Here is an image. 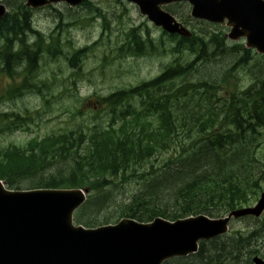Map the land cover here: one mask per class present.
I'll return each instance as SVG.
<instances>
[{"label": "trees", "instance_id": "16d2710c", "mask_svg": "<svg viewBox=\"0 0 264 264\" xmlns=\"http://www.w3.org/2000/svg\"><path fill=\"white\" fill-rule=\"evenodd\" d=\"M23 10H16L14 14L0 19V38L3 42L0 48V65L9 76L12 73L10 62L16 65L26 59L31 65L34 61L30 56L15 57L11 51L17 38L23 44L24 35L32 32L28 15ZM139 37L133 29L126 42L127 47L133 48L136 55H141L143 46ZM211 38L217 48H224L222 38L213 35ZM19 43L16 44L20 45ZM206 45L204 38L197 34L190 39H177L174 52L182 54L183 51H188L195 55L192 61L183 65L175 60L149 84L117 92L105 99L111 104L125 102L129 109L117 116V119L111 120L106 129L94 131L90 135L71 131L46 138L40 143L33 141L27 147L0 149V179L12 189H20L24 179L31 177L36 181L29 188L89 187L94 191L93 195L102 194L97 201L93 198L87 200L81 209L83 214L91 213L94 209L97 213L102 210L110 212L112 208L118 207L113 214L99 220L90 215L83 219L78 217V222L85 227L114 223L123 217L139 222H149L155 217L174 221L199 214L215 218L251 205L261 190L260 178H255L253 143L260 136L259 129L264 127V57L249 66L252 85L243 91H238L237 88L223 89L224 97L220 99L222 104L218 111L211 106L210 95L207 96L208 116L197 119L195 128L190 127L186 118L179 116V97H186L180 91L189 85L178 87L180 95L173 96L172 99L169 96L154 97L151 89L192 72L202 73L197 69L198 65L204 59L208 62L210 58L202 57V53L207 51ZM20 47L24 48V45ZM242 51L244 56L237 58L233 67L248 65L252 60L249 51ZM84 52H87V48L72 55L69 60L71 66H75ZM203 74L209 80L198 83L197 90L206 89L207 95V90L222 88L221 78L214 80L209 71H204ZM13 92L20 96L23 90L13 89ZM134 97L139 98L141 110L133 108ZM129 116L131 119H128ZM118 119L121 120L119 125L115 122ZM217 126L222 129L217 131ZM193 128L198 129L199 134L188 135L191 130L194 131ZM183 133L187 134V145L178 144ZM176 146L185 154L183 158L167 159L158 172H150L149 179L137 183L139 190L131 196L129 203L113 201V179L120 176L125 183L129 182V178L137 172H145L144 168L150 159H159L171 148L175 152ZM59 161L73 164L70 175L64 178L42 177L41 173ZM36 175L40 177L36 178ZM260 232L254 231L247 238L230 239L209 249L202 245L187 263L238 264L237 259L243 253L241 246L246 245L247 249L251 247L249 244L253 239L250 238L260 234L264 236V230ZM247 252L264 257V250L259 245H254L244 254Z\"/></svg>", "mask_w": 264, "mask_h": 264}, {"label": "rangeland", "instance_id": "374dc122", "mask_svg": "<svg viewBox=\"0 0 264 264\" xmlns=\"http://www.w3.org/2000/svg\"><path fill=\"white\" fill-rule=\"evenodd\" d=\"M3 4L8 7L9 11L19 5L18 1L13 2L12 0H5ZM170 7L172 8V15L178 21L193 34L204 38L207 44L206 52H208V56L205 55V52L202 53V57H210L208 62L204 59L198 65L197 69L202 73L192 72L190 75L176 79L167 86L162 87L160 91L161 94H164L167 90H171L167 93L169 96H178L180 92L181 95L186 94L183 100L184 103L182 101V109L179 116L186 118L190 127L194 126L195 128L197 119L208 116V95L211 97V106L214 107L215 111H218L222 104L220 99L224 97L223 89L232 90L237 88L238 91H243L253 83V78L248 71L249 66L254 61L257 62L260 56L255 52H250L249 55L252 60L249 61L248 65H236L233 67L237 58L244 56L241 49V47L244 48L243 40L234 43L226 38L228 29L191 20L188 16L189 7L186 4L171 5ZM32 26L40 34L50 37V41L47 40L45 46L61 51L63 57L59 56L55 62L47 55L41 58V63H39L40 74L39 77L37 76V80L46 84L44 92H41L43 96L34 91L23 94L21 97L8 96L7 92L11 89L10 85L16 86V83L20 82L21 76L24 77V73L18 71V76L9 78L0 71L1 149L9 146L23 147L32 138L42 139L53 133L82 131L89 135L95 130L104 129L114 115L118 116L127 109V105L124 103L114 106L109 105L104 101V98L115 91L154 79L175 60L184 65L195 57L188 51H183L182 54L174 52L176 42L163 35L160 29L154 27L139 15L137 8L124 0H89L88 6H80L76 9H70L65 5L50 7L34 14ZM132 29H135L145 41L150 38L156 47V51L141 57H137L132 53L121 54L120 47L122 44L125 45L127 36ZM212 35L223 38V49L220 50V48L215 46L211 38ZM52 39L54 44H52ZM97 41H100L99 44L91 48L81 59L80 67L73 69L67 58L69 59L76 50L90 47ZM32 42L31 40L29 41L30 44ZM234 45L240 47L236 48L237 46L234 47ZM2 46L3 42L0 38V48ZM145 46L149 47V44L145 42ZM262 62L260 61V63ZM9 65L10 68L14 69V67L29 64L24 59L19 62V66L12 64V62ZM229 69L232 71H228ZM204 71H209V74L214 76V80L221 78L222 88L216 87L215 89L207 90V95L205 94L206 89L197 90L199 87L198 83L205 79L209 80V77L203 74ZM185 84L189 86L179 92L177 88ZM191 86L194 87L191 88ZM138 106L137 101L135 107ZM4 114L30 120L25 122V128L20 129V131L13 132L8 130L7 132L4 131L6 122L9 124L13 120L9 121L8 118L7 121ZM118 124H120V121ZM27 128L29 131L26 132ZM194 128V131L191 130L188 135L199 134L198 129ZM216 129L220 131L222 128L217 126ZM259 135L257 141L253 143L255 150V178H260L261 191L264 192V127L259 129ZM186 137L187 134L183 133L178 139V144L185 143L187 145L189 141ZM184 156L185 154L176 146L175 152L171 148L165 151L159 159H150L144 168L145 172H137L129 178V182L125 183L120 176L113 179V201L117 203L123 202L122 204L129 203L131 196L139 190L137 189V183L149 179L148 174L150 172H158L163 168L167 159L175 160ZM72 165L71 162L61 163L59 161L52 164L47 171L41 173L42 177H67L71 174ZM40 175L35 177L38 178ZM33 181H36V179L25 178L22 188H29L34 185ZM99 193H102V191H99ZM258 195L252 205L256 203ZM101 196L102 194L93 195V200L97 201V198ZM117 208H112L110 212H103L102 210L97 213L95 212L96 209H94L91 213L83 214V212H79V214L81 218L90 215L91 218L99 220L108 214H113L117 211ZM263 227L264 219L246 218L233 221L225 237L212 243L204 244V248L209 249L226 243L230 239L236 238L238 233L245 234L255 229L263 231ZM253 240L257 241L256 244L260 245L263 251L264 236L260 234ZM242 255L244 254L242 253ZM242 255L238 257V264H247L246 261L249 260L250 256Z\"/></svg>", "mask_w": 264, "mask_h": 264}, {"label": "water", "instance_id": "95a60500", "mask_svg": "<svg viewBox=\"0 0 264 264\" xmlns=\"http://www.w3.org/2000/svg\"><path fill=\"white\" fill-rule=\"evenodd\" d=\"M83 1L26 0V6L65 3L75 7ZM127 1L167 33L189 37L161 10L187 1L192 18L226 25L228 39L244 38L248 49L264 55V0ZM84 199L79 190L8 191L0 182V264H162L195 253L199 241L225 234L232 218H259L264 213L262 193L254 207L234 210L220 219L199 215L174 223L156 218L148 224L122 219L114 226L84 229L72 224V214ZM253 264H264V260L255 257Z\"/></svg>", "mask_w": 264, "mask_h": 264}, {"label": "flooded vegetation", "instance_id": "af4514ba", "mask_svg": "<svg viewBox=\"0 0 264 264\" xmlns=\"http://www.w3.org/2000/svg\"><path fill=\"white\" fill-rule=\"evenodd\" d=\"M245 255V254H244ZM244 255H242V256H244ZM237 261L239 262V260L237 259ZM247 262V264H251V262L248 260V261H246ZM224 264H229V263H224Z\"/></svg>", "mask_w": 264, "mask_h": 264}, {"label": "bare ground", "instance_id": "6f19581e", "mask_svg": "<svg viewBox=\"0 0 264 264\" xmlns=\"http://www.w3.org/2000/svg\"><path fill=\"white\" fill-rule=\"evenodd\" d=\"M27 64H29V63H27ZM16 66H19V64H16ZM232 242V241H231Z\"/></svg>", "mask_w": 264, "mask_h": 264}]
</instances>
